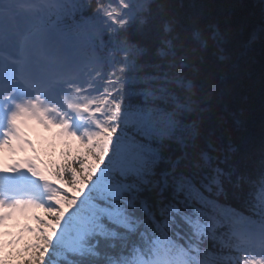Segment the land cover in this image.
Returning a JSON list of instances; mask_svg holds the SVG:
<instances>
[{"label":"snow or ice","instance_id":"1","mask_svg":"<svg viewBox=\"0 0 264 264\" xmlns=\"http://www.w3.org/2000/svg\"><path fill=\"white\" fill-rule=\"evenodd\" d=\"M85 5L65 0L56 45L65 62L88 40ZM6 46L0 35V89H8L0 92V264H264L254 258L264 231L257 238L250 227L254 216L264 222V184L244 170L231 136L221 161L193 170L186 152L157 136L135 83L105 93L100 106L79 105L88 117L80 128L52 119L38 101L16 99L17 85L44 69L23 47L14 56ZM5 60L27 77L5 84ZM222 112L220 124L232 116L239 130L227 104ZM25 181L46 191L34 195ZM225 184L231 200L210 199Z\"/></svg>","mask_w":264,"mask_h":264},{"label":"trees","instance_id":"2","mask_svg":"<svg viewBox=\"0 0 264 264\" xmlns=\"http://www.w3.org/2000/svg\"><path fill=\"white\" fill-rule=\"evenodd\" d=\"M92 6L98 7L94 28L111 43L107 50L121 51L111 90L139 85L157 136L186 152L193 170L221 161L231 136L244 170L264 184V0H94ZM225 104L239 130L232 116L220 124ZM231 196L225 184L210 199L224 203Z\"/></svg>","mask_w":264,"mask_h":264},{"label":"rangeland","instance_id":"3","mask_svg":"<svg viewBox=\"0 0 264 264\" xmlns=\"http://www.w3.org/2000/svg\"><path fill=\"white\" fill-rule=\"evenodd\" d=\"M49 117V116H48ZM191 132V134H194V132L193 131H190ZM196 137H197V134H196ZM197 139H198V137H197ZM169 141L167 140L166 141V144L168 143ZM193 144V143H192ZM173 148V147H172ZM201 160H202V157H201ZM201 160H199L198 162H200ZM208 161H211V157L209 156L208 157ZM207 165V164H206Z\"/></svg>","mask_w":264,"mask_h":264}]
</instances>
